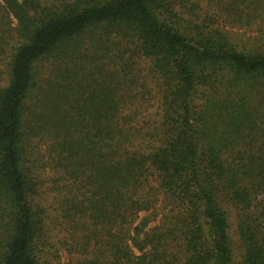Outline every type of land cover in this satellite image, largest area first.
<instances>
[{"label":"trees","instance_id":"trees-1","mask_svg":"<svg viewBox=\"0 0 264 264\" xmlns=\"http://www.w3.org/2000/svg\"><path fill=\"white\" fill-rule=\"evenodd\" d=\"M225 27L264 0H0V264H264V47Z\"/></svg>","mask_w":264,"mask_h":264},{"label":"rangeland","instance_id":"rangeland-1","mask_svg":"<svg viewBox=\"0 0 264 264\" xmlns=\"http://www.w3.org/2000/svg\"><path fill=\"white\" fill-rule=\"evenodd\" d=\"M225 32L228 34V36L232 39V41L236 44H238L239 46H243V45H259L261 47H264V37H258V33L253 31V30H248V29H244V28H224ZM1 71H4V68L1 67ZM6 74L3 73L2 75H0V79L1 78H5ZM4 83V81L2 82ZM48 188V185L45 183L44 189ZM41 204L44 205H51L52 200L49 197H45V195L43 194L41 196ZM65 253L62 254V258L61 261L62 263L66 262V257L64 256Z\"/></svg>","mask_w":264,"mask_h":264}]
</instances>
